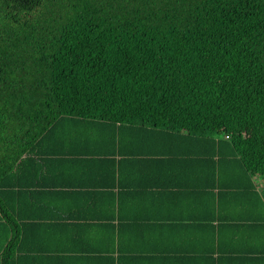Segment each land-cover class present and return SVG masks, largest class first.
Returning a JSON list of instances; mask_svg holds the SVG:
<instances>
[{
    "label": "trees",
    "instance_id": "trees-1",
    "mask_svg": "<svg viewBox=\"0 0 264 264\" xmlns=\"http://www.w3.org/2000/svg\"><path fill=\"white\" fill-rule=\"evenodd\" d=\"M146 162L261 194L264 0H0V264L31 165Z\"/></svg>",
    "mask_w": 264,
    "mask_h": 264
},
{
    "label": "crops",
    "instance_id": "crops-1",
    "mask_svg": "<svg viewBox=\"0 0 264 264\" xmlns=\"http://www.w3.org/2000/svg\"><path fill=\"white\" fill-rule=\"evenodd\" d=\"M220 169L31 165L14 264H264V178H255L260 195L222 192L216 184L239 176Z\"/></svg>",
    "mask_w": 264,
    "mask_h": 264
}]
</instances>
